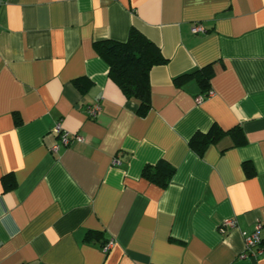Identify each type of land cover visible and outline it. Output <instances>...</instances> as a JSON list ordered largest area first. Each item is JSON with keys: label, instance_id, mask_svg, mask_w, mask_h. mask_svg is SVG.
<instances>
[{"label": "crops", "instance_id": "obj_1", "mask_svg": "<svg viewBox=\"0 0 264 264\" xmlns=\"http://www.w3.org/2000/svg\"><path fill=\"white\" fill-rule=\"evenodd\" d=\"M130 28L165 59L144 117L93 49ZM207 65L195 103L173 80ZM55 124L83 142L51 153ZM212 125L237 131L199 156ZM157 162L164 188L141 178ZM0 264H264V0H0Z\"/></svg>", "mask_w": 264, "mask_h": 264}, {"label": "trees", "instance_id": "obj_2", "mask_svg": "<svg viewBox=\"0 0 264 264\" xmlns=\"http://www.w3.org/2000/svg\"><path fill=\"white\" fill-rule=\"evenodd\" d=\"M97 57L107 66L108 78L119 88L126 99H133L137 103L136 115L144 117L149 106L148 74L152 67L163 65L165 59L159 49L137 30L130 28L124 41L105 40L93 44ZM212 76L211 66L207 65L190 74L181 75L173 80L180 84L193 80L205 97L209 91V80ZM236 129L221 131L212 125L205 133H195L188 141V146L197 155L210 144H214L220 137L236 132ZM173 169L164 162H157L154 166H145L141 171V178L160 188H164ZM5 190L13 188L11 176L2 179ZM91 234H87L89 238Z\"/></svg>", "mask_w": 264, "mask_h": 264}, {"label": "built area", "instance_id": "obj_3", "mask_svg": "<svg viewBox=\"0 0 264 264\" xmlns=\"http://www.w3.org/2000/svg\"><path fill=\"white\" fill-rule=\"evenodd\" d=\"M190 32H191V34H197V33H203L204 30L198 25H193L190 29ZM210 95H211V92L208 91L205 97L198 96L195 98L194 102L199 103L202 99L208 98ZM99 111H100V108L98 105H91V106H87L85 108V113H86L87 117L90 119L95 118V116L97 115V113ZM52 132L55 135H57V137L59 139V143L55 144L49 148V151L51 153H55L59 149V147H65L72 141L78 142V143L83 142V138H81L78 135H70L69 133L61 130L60 127L58 126V124H55V126L52 129ZM223 225H225L229 228H233L234 222L227 220L223 223ZM260 228H261V225L256 224L254 226L251 234L244 236V238H243L244 250H243L242 257H246V256L254 257L256 254L261 252V247H260L261 240L258 237V233H259ZM112 245H113V243L111 241H108L106 244H104L102 246V248H101L102 252L106 253L112 247Z\"/></svg>", "mask_w": 264, "mask_h": 264}]
</instances>
